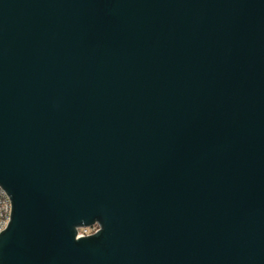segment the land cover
<instances>
[{
	"label": "water",
	"instance_id": "obj_1",
	"mask_svg": "<svg viewBox=\"0 0 264 264\" xmlns=\"http://www.w3.org/2000/svg\"><path fill=\"white\" fill-rule=\"evenodd\" d=\"M0 188V264H264V0H0Z\"/></svg>",
	"mask_w": 264,
	"mask_h": 264
},
{
	"label": "built area",
	"instance_id": "obj_2",
	"mask_svg": "<svg viewBox=\"0 0 264 264\" xmlns=\"http://www.w3.org/2000/svg\"><path fill=\"white\" fill-rule=\"evenodd\" d=\"M11 202L7 194L0 188V233L3 232L9 222L11 215ZM99 227L94 225L89 228H82L78 230V236L92 235L97 232Z\"/></svg>",
	"mask_w": 264,
	"mask_h": 264
}]
</instances>
